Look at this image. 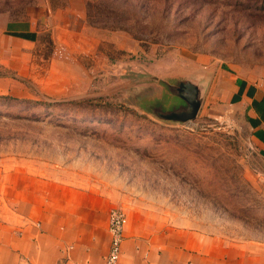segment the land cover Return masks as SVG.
Masks as SVG:
<instances>
[{
    "label": "rangeland",
    "instance_id": "obj_1",
    "mask_svg": "<svg viewBox=\"0 0 264 264\" xmlns=\"http://www.w3.org/2000/svg\"><path fill=\"white\" fill-rule=\"evenodd\" d=\"M69 2L82 28L46 31L18 83H0V156L97 179L112 171L142 202L169 195L197 217L264 230V163L243 110L204 104L172 123L143 108L168 93L162 80L222 71L264 83V0H0V14Z\"/></svg>",
    "mask_w": 264,
    "mask_h": 264
},
{
    "label": "crops",
    "instance_id": "obj_2",
    "mask_svg": "<svg viewBox=\"0 0 264 264\" xmlns=\"http://www.w3.org/2000/svg\"><path fill=\"white\" fill-rule=\"evenodd\" d=\"M81 18L71 2L19 20L0 14V67L9 73L0 83H18L46 31L75 35ZM219 73L224 77L209 81L203 105L242 109L264 163V83ZM110 173L97 179L68 166L0 156V264H105L113 208L127 215L118 264H264V230L197 217V206L169 203V195L142 202L113 183L118 174Z\"/></svg>",
    "mask_w": 264,
    "mask_h": 264
},
{
    "label": "water",
    "instance_id": "obj_3",
    "mask_svg": "<svg viewBox=\"0 0 264 264\" xmlns=\"http://www.w3.org/2000/svg\"><path fill=\"white\" fill-rule=\"evenodd\" d=\"M167 90L164 98L144 106L158 119L172 123H187L197 118L204 103L209 80L203 75L184 76L171 82L161 81Z\"/></svg>",
    "mask_w": 264,
    "mask_h": 264
},
{
    "label": "built area",
    "instance_id": "obj_4",
    "mask_svg": "<svg viewBox=\"0 0 264 264\" xmlns=\"http://www.w3.org/2000/svg\"><path fill=\"white\" fill-rule=\"evenodd\" d=\"M127 225V215L121 208H113L109 215L110 249L105 264H118Z\"/></svg>",
    "mask_w": 264,
    "mask_h": 264
}]
</instances>
